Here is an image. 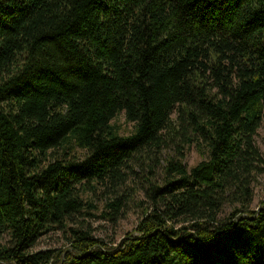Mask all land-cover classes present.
Segmentation results:
<instances>
[{"label":"trees","instance_id":"obj_1","mask_svg":"<svg viewBox=\"0 0 264 264\" xmlns=\"http://www.w3.org/2000/svg\"><path fill=\"white\" fill-rule=\"evenodd\" d=\"M263 121L264 0H0V264H264ZM101 189L148 200L118 245L70 227Z\"/></svg>","mask_w":264,"mask_h":264},{"label":"rangeland","instance_id":"obj_2","mask_svg":"<svg viewBox=\"0 0 264 264\" xmlns=\"http://www.w3.org/2000/svg\"><path fill=\"white\" fill-rule=\"evenodd\" d=\"M114 122L119 123L121 127L122 134H129L131 131L130 124H127L126 119L124 115H120L117 117ZM256 140V146L260 153V158L264 160V121L262 123L261 128L258 130L257 135L255 136ZM202 158L200 154L197 152V150L193 147L188 151L186 154L184 164L187 167L188 170L192 169L194 166H196L199 162H201ZM138 174L140 177H145L147 173L142 172L141 170L134 167V174ZM155 179L157 181L162 180V176L159 173V169L156 171ZM138 182V188L139 190L143 187V181L142 179H137ZM254 190V202L251 206L252 211H257L262 208L261 203L264 201V174L259 173L257 176V180L254 183L253 186ZM134 192H132V195ZM143 192L141 191L140 194H136V201L131 202L126 207L127 209H124L120 216L118 218H115L113 220L106 219V216L104 217L103 214L105 212H108V206H107V198H105L104 190L101 189L99 192L91 197L92 200L90 202L93 203L91 213L92 216H80L78 219L74 220V223L71 224L70 227L73 228H79L83 229L84 231L88 232L92 235V237L96 240H100L107 244L112 245H118L121 240L128 234L131 233L137 226L138 222L141 218V207L138 206V202L142 201L146 205L147 198L142 197ZM90 195H88L89 197ZM87 200L89 198H86ZM233 206L226 207L225 214L222 215V217L227 216L231 213ZM70 232L67 229H56L51 231L50 233L42 236L36 246L34 247L33 251H54L56 254L61 253V251L66 250L71 246V236ZM5 238L0 239V243H4Z\"/></svg>","mask_w":264,"mask_h":264}]
</instances>
